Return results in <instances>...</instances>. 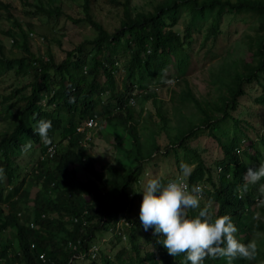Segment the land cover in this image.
Returning a JSON list of instances; mask_svg holds the SVG:
<instances>
[{"label": "trees", "instance_id": "16d2710c", "mask_svg": "<svg viewBox=\"0 0 264 264\" xmlns=\"http://www.w3.org/2000/svg\"><path fill=\"white\" fill-rule=\"evenodd\" d=\"M76 1L83 16L67 18L74 23H88L95 35L66 51L65 57L57 62L49 48L44 55L30 50L29 33L14 19L10 5L0 0V9L6 12V18L12 25L4 34L11 37L14 48L18 49L5 52L4 45L0 43V81L4 75L14 76L8 92L0 94V123L3 122L5 128L0 130V168L4 169L6 182L10 183L13 178L16 158L23 145L30 141L39 144L42 154L46 151L48 145L43 144L35 131L41 119L52 122L49 130L52 143L57 145L65 140L55 150L59 153L56 160L53 159L54 170L41 169L37 176L41 186L33 198L31 212L26 216H17L21 206L12 198L18 196L27 201L28 193L14 190L4 194V185L0 181V264H75L81 258H85L86 264H190L185 255L170 256L158 242L161 237L149 233L152 228L143 229L144 238L152 250L150 246H139L135 241L140 230L128 217V202L134 190L132 185L141 177L143 164L160 150L156 142L157 132L150 131L151 142L145 150L137 127L140 120L133 111L127 109L114 115L130 136V147L121 143H116V146L135 164L119 172L107 162L105 169L109 177L104 178L94 169L95 162L82 145L83 135L76 133L75 128L90 115H96L97 119L105 117L107 111H104L119 99L125 87L136 83L139 88H147L154 82H171L182 76L189 65L187 48L195 29L210 18L208 32L216 37L224 13L256 16L258 26L251 37L252 45H249L252 60H242L237 65L233 63L232 69L215 74L213 82L218 94L211 101L199 100L185 80V88L176 107L191 104L196 110L197 121L188 117L186 127L180 120L178 126L172 127L167 124V118L161 116L163 125L160 131L168 133L177 129L174 140L163 153L172 152L179 162L181 151L182 163L194 165L187 181L189 185H205L202 194L205 202L201 203V208L209 202L217 205L216 213H213V206L211 209L213 218L229 215L238 234H244L245 240L248 233L255 231L262 233L263 243L264 204L259 201L264 199L260 193L264 180L250 185L243 198H240L239 190L245 183L246 170L261 165L264 131L251 138L245 134L241 120L233 117L232 113L245 95V86L259 82L264 75V0H162L151 12L137 11L134 14L128 0L123 3L108 0L109 5L123 7V17L113 32L105 29L91 15V5L96 0ZM27 4L30 3L27 1ZM32 5L48 15L62 14L56 5L46 8L42 1ZM184 12L188 13V20L183 34H180L173 27ZM28 31L32 32L30 24ZM169 66L174 67V76L166 74ZM119 69L122 70L121 81L116 76ZM255 101L264 106V92ZM180 111L177 109L178 118L181 115L187 117ZM66 112L78 114V122L69 120ZM157 120L158 117L151 122ZM230 120L233 121L231 131L224 128ZM205 130L218 141L223 151V157L215 161L212 169L188 142ZM71 166H78L108 183L110 189L118 192V198L109 202V193L99 190L94 180L78 181L77 171ZM167 181L162 180V183ZM4 203L8 204L7 213L3 210ZM254 208L263 215L255 217ZM198 212L199 209L190 210L189 216H196ZM245 212L255 219L254 223ZM121 219L128 221L129 225L118 226ZM9 230L11 236L6 237ZM102 230H111L117 243L127 238L125 243L129 245L116 253V261L101 250L98 252H101L100 256L91 257L89 249L96 242L97 232ZM258 258L264 259V251L258 250ZM233 261L234 264H242L246 260L237 257ZM255 263L256 259H253L250 264ZM204 264H228V261L219 257L206 258Z\"/></svg>", "mask_w": 264, "mask_h": 264}, {"label": "rangeland", "instance_id": "374dc122", "mask_svg": "<svg viewBox=\"0 0 264 264\" xmlns=\"http://www.w3.org/2000/svg\"><path fill=\"white\" fill-rule=\"evenodd\" d=\"M6 4H9L12 9L13 17L18 21L22 28L29 33L30 37V50L37 55H44L49 48L53 53L57 62L61 61L65 57V52L72 49L75 45H78L84 39L91 38L95 35V32L88 23H74L67 16L82 17L83 14L79 12L78 3L76 0H27L30 4H27L26 0H1ZM43 2L47 8L49 5L59 6L61 9V15L56 16L54 14L48 15L38 11L35 5L39 2ZM108 0H96L91 5V15L93 18L100 22L105 29L113 32L116 27L119 26L120 20L123 17L122 5L114 7L107 3ZM123 3L124 0H118ZM130 11L135 12H151L155 6L162 0H128ZM235 1V0H232ZM188 13L184 12L179 16L178 23L173 27L174 30L183 34V31L187 25ZM211 19L202 21L199 28L192 34V39L187 53L189 55V65L185 73L180 77H175L173 81L165 86H158V90L154 91L159 97L156 103L153 104L148 97H142L137 99V107H144L143 111L138 108L136 110V118L140 120V124H137L139 134L141 138L142 146L145 150L148 148V142H151L152 134L150 131L153 129L157 132L156 142L159 146V151L155 155L149 157L143 164L141 177L133 185V193H131L128 205L129 213L128 217L132 219L136 225V228L140 230L137 234L138 238L135 241L139 246H150L144 238L143 227L139 219L140 203L142 200V192L146 182L151 178H160L161 180H170L181 178L187 183V178L182 176L180 171V165L182 163L181 151L179 156V162H176L173 153L164 154L163 152L168 147L170 141L174 140V134L177 131L164 132L162 129L163 121L161 116L167 118V124L172 127L179 125V120L182 126L188 125V117L195 122L197 113L195 108L189 103L183 105L179 103L180 96L185 88V80L188 82L195 96L201 101H211L218 94L217 86L214 84L213 79L215 74L222 73V71L232 69L231 64H241L243 61L252 60L251 50L249 45L251 43V37L255 35L258 21L255 15L233 14L224 13L219 24L220 32L216 37L209 34L208 27ZM31 25L32 32L28 31V25ZM12 27L11 22L6 18V12L0 9V43L4 45V51L7 52L14 48L11 37L4 34L5 31ZM18 51V49L14 48ZM20 54H22L19 51ZM123 58L120 59L119 66ZM175 69L173 66L167 68L166 74L174 76ZM118 81L122 80V70L117 71ZM14 81L13 74L4 75L0 81V94L7 93L8 85ZM121 82H119V85ZM118 85V86H119ZM245 95L240 98L239 106L236 111L232 113L233 117L241 120V126H245V134L251 138H255L256 135H260L264 131V106L255 101L257 97L264 92V75L261 76L259 82H253L245 86ZM177 109H181V113H184L187 117L181 115L178 118ZM161 113V114H160ZM160 114V116H159ZM158 117L157 122H151ZM233 121H228L224 128H228L231 131V124ZM248 123V124H247ZM251 126V128H250ZM123 126L109 124L107 127L101 129L99 133L95 134L92 138L93 144L87 147V152L94 160L95 170L98 175H104V178L109 175L106 172L107 162L115 167L119 172H124L130 165H134L135 161L129 159L125 153L116 146V143L124 144L126 147H130V136L123 130ZM5 129L3 122L0 123V130ZM189 145L195 148L201 153V157L206 163L207 167L212 169L215 161L223 157V151L219 146L218 141L210 136L205 130L195 138L189 139ZM27 152H23L16 158L18 165L26 164L30 158H36L39 156V149L35 148ZM32 155V157L30 156ZM48 165L50 168H54L55 161L49 160ZM194 165H190L193 168ZM76 171V178L78 181L85 182L88 179L94 180L98 185L99 190L102 192H108L109 202L113 198H118V192L110 189V185L104 181L98 180L93 173H87L81 170L78 166L73 167ZM20 170L25 169L22 167ZM29 170V169H28ZM6 181V176L2 180ZM73 181V178L72 180ZM203 186V183H198ZM9 187L7 185L2 191L5 192ZM38 187H33L30 193V197L35 196ZM108 190V191H107ZM1 191V189H0ZM205 200L202 197L201 203ZM213 213H216V206L213 205ZM215 207V208H214ZM5 210V209H4ZM256 215H263L256 209ZM121 220L118 222V226L122 225ZM153 235V231L149 232ZM10 234V235H9ZM5 236H11V231ZM111 230L97 232L94 242L99 246L101 252H106L108 256L115 260L116 253L126 246L127 238H123L122 242L117 243L115 235ZM259 233L253 234L254 236ZM129 245V244H127ZM100 252V253H101ZM97 254V257L100 256ZM85 258L79 259L75 264H86ZM116 261V260H115ZM99 262V259H98ZM248 263V262H247Z\"/></svg>", "mask_w": 264, "mask_h": 264}, {"label": "clouds", "instance_id": "9594fccd", "mask_svg": "<svg viewBox=\"0 0 264 264\" xmlns=\"http://www.w3.org/2000/svg\"><path fill=\"white\" fill-rule=\"evenodd\" d=\"M167 80L163 83H152L147 88H139L136 83L126 88L120 95L119 99H115L109 106L105 117L97 119L96 115H90L77 124L76 133L82 134V145L87 147L93 144L92 138L95 134L109 124L122 126L118 119L114 117L119 112L131 110L136 112L139 108L143 111L144 107H137V99L148 97L153 104L159 98L154 91L158 90V86L167 85ZM122 91V90H121ZM143 101V99H142ZM136 116V113H134ZM66 116L73 123L78 122V114L66 112ZM52 128L50 120L41 119L35 129L43 144L48 145L46 151L42 154L39 144L30 141L22 146V151L27 152L35 148L39 149V156L30 158L26 164L18 165L10 183H3L4 188L9 185L4 194L10 191L18 190V193H28V200L13 196L12 200L18 201L21 209L17 211V216H26L31 212L33 198L30 193L33 187H38L35 195L40 189L41 183L37 181L41 169L54 170L48 165L49 160H56L59 152H55L56 148L62 146L52 143L49 137V130ZM18 155V156H19ZM57 155V156H56ZM90 155V154H89ZM32 157V155H30ZM259 164V161L256 162ZM257 168L249 167L244 176L245 183L242 185L240 198L249 189L250 185H256L264 180V156ZM24 170H20L21 168ZM73 167V166H71ZM29 169V170H28ZM220 170V169H219ZM180 171L184 178L191 175L193 168L188 164L181 163ZM5 178L4 169L0 168V181ZM142 192V200L140 203L139 219L145 231L149 228L153 229V234L161 237L159 243L167 250L170 256L176 257L185 255L186 260L190 264H204L206 258H225L228 264H234L237 257L243 258L242 264H250L251 260L256 259L255 264H263L264 259L258 258V250L264 251V241L262 243V233L250 232L247 239L244 234L237 231L236 225L233 223L229 215H219L213 218L211 202L201 208V200L203 187L189 185L182 179H170L166 183H162L160 178L148 179ZM261 196L264 197V184L260 186ZM264 204V199L259 201ZM5 209V210H4ZM199 209L196 216H189L190 210ZM217 209V206H216ZM4 213L8 211V204L4 203ZM256 208H254V212ZM246 213V212H245ZM250 221L253 223L255 219L251 218L247 213ZM255 213V217H257ZM259 233L254 236L253 234ZM232 262V263H231ZM248 262V263H247Z\"/></svg>", "mask_w": 264, "mask_h": 264}, {"label": "built area", "instance_id": "2783aa9c", "mask_svg": "<svg viewBox=\"0 0 264 264\" xmlns=\"http://www.w3.org/2000/svg\"><path fill=\"white\" fill-rule=\"evenodd\" d=\"M179 179H181V178H179ZM182 180H183V179H182ZM184 182H186V181L184 180ZM186 183H187V182H186ZM187 184H188V183H187ZM188 185H189V184H188ZM196 185H199V184H198V183H194L193 185H189V187L191 188V187L196 186ZM202 187L204 188L205 185L203 184ZM121 222H123V224H124L125 226H128V225H129L128 221H126L125 219H121ZM123 224H122V225H123ZM32 225H33V224L31 223V227H32ZM117 235H120V233L118 232ZM122 237H124V236H122ZM89 251H90L91 257H92V258H95V257H97V254H98V252H99V246H98L97 244L93 243V244L91 245Z\"/></svg>", "mask_w": 264, "mask_h": 264}]
</instances>
